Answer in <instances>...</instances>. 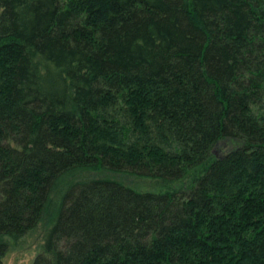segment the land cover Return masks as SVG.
Wrapping results in <instances>:
<instances>
[{"label":"trees","instance_id":"16d2710c","mask_svg":"<svg viewBox=\"0 0 264 264\" xmlns=\"http://www.w3.org/2000/svg\"><path fill=\"white\" fill-rule=\"evenodd\" d=\"M37 232L31 264H264V0H0V264Z\"/></svg>","mask_w":264,"mask_h":264},{"label":"rangeland","instance_id":"374dc122","mask_svg":"<svg viewBox=\"0 0 264 264\" xmlns=\"http://www.w3.org/2000/svg\"><path fill=\"white\" fill-rule=\"evenodd\" d=\"M82 177H89V174H83ZM116 178L139 190H152L153 187L152 182L145 179L120 176ZM37 234L34 233L33 235L22 239L18 243H11L9 252L4 257L2 264H31L36 254L37 246L40 242V233L38 235Z\"/></svg>","mask_w":264,"mask_h":264}]
</instances>
